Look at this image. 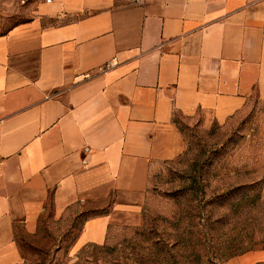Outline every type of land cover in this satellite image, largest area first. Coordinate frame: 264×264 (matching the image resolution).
<instances>
[{
	"label": "crops",
	"instance_id": "obj_1",
	"mask_svg": "<svg viewBox=\"0 0 264 264\" xmlns=\"http://www.w3.org/2000/svg\"><path fill=\"white\" fill-rule=\"evenodd\" d=\"M116 57L106 69L103 64ZM264 99V0H43L0 33V264L15 225L112 195H145L151 163L179 156L176 112L221 121ZM77 242L105 238L111 213ZM227 264H264L263 247Z\"/></svg>",
	"mask_w": 264,
	"mask_h": 264
},
{
	"label": "rangeland",
	"instance_id": "obj_2",
	"mask_svg": "<svg viewBox=\"0 0 264 264\" xmlns=\"http://www.w3.org/2000/svg\"><path fill=\"white\" fill-rule=\"evenodd\" d=\"M43 0H0V33L37 14ZM185 141L155 160L144 197L113 210L112 195L57 214L49 198L37 226L15 225L16 264H227L264 245V99L251 95L224 120L176 112ZM111 213L105 238L77 242L87 219Z\"/></svg>",
	"mask_w": 264,
	"mask_h": 264
},
{
	"label": "built area",
	"instance_id": "obj_3",
	"mask_svg": "<svg viewBox=\"0 0 264 264\" xmlns=\"http://www.w3.org/2000/svg\"><path fill=\"white\" fill-rule=\"evenodd\" d=\"M116 63V57L113 56L110 60H107L103 66L101 67V69H106L109 68L111 66H113Z\"/></svg>",
	"mask_w": 264,
	"mask_h": 264
},
{
	"label": "trees",
	"instance_id": "obj_4",
	"mask_svg": "<svg viewBox=\"0 0 264 264\" xmlns=\"http://www.w3.org/2000/svg\"><path fill=\"white\" fill-rule=\"evenodd\" d=\"M49 199H50V201H51V204H52V198H51V196H49Z\"/></svg>",
	"mask_w": 264,
	"mask_h": 264
}]
</instances>
